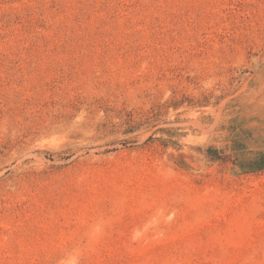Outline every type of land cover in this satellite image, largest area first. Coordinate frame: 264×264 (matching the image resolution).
I'll use <instances>...</instances> for the list:
<instances>
[{
    "label": "rangeland",
    "instance_id": "374dc122",
    "mask_svg": "<svg viewBox=\"0 0 264 264\" xmlns=\"http://www.w3.org/2000/svg\"><path fill=\"white\" fill-rule=\"evenodd\" d=\"M0 264H264V0H0Z\"/></svg>",
    "mask_w": 264,
    "mask_h": 264
}]
</instances>
